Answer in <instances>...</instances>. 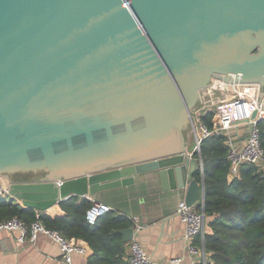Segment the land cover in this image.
<instances>
[{"label":"water","instance_id":"95a60500","mask_svg":"<svg viewBox=\"0 0 264 264\" xmlns=\"http://www.w3.org/2000/svg\"><path fill=\"white\" fill-rule=\"evenodd\" d=\"M214 76L262 100L264 0H0V194L45 211L158 172L202 204L187 130Z\"/></svg>","mask_w":264,"mask_h":264},{"label":"trees","instance_id":"16d2710c","mask_svg":"<svg viewBox=\"0 0 264 264\" xmlns=\"http://www.w3.org/2000/svg\"><path fill=\"white\" fill-rule=\"evenodd\" d=\"M206 120L209 122V117ZM260 126L264 146V120ZM224 139L223 135H211L201 142L208 228L203 244L208 264H264V169L245 164L239 176L230 178ZM42 175L43 172H21L14 178L35 180ZM197 177L201 179L199 170ZM9 198L8 194H0V222L18 217L30 226L40 219L48 228L86 245L89 264H131L126 256L129 241H125L122 230L130 227L132 220L125 213L109 210L90 223L87 212L94 201L87 197L73 196L45 211Z\"/></svg>","mask_w":264,"mask_h":264},{"label":"built area","instance_id":"2783aa9c","mask_svg":"<svg viewBox=\"0 0 264 264\" xmlns=\"http://www.w3.org/2000/svg\"><path fill=\"white\" fill-rule=\"evenodd\" d=\"M201 103L191 113L193 117V132L195 134V146L190 151L199 152L196 155L198 170L204 178V159L201 153V142L211 135H223L224 143L228 149L227 158L230 163V178L240 175L241 167L245 164H254L264 169V146L261 140V121L264 120V96L260 103L249 100L240 95L237 83L228 82L222 77L214 76L212 83L201 89ZM209 117V122H207ZM2 181V177H0ZM20 204H23L20 201ZM196 208V204L189 205L185 198H181L177 204L176 213L184 224V238L187 242L189 253L194 256L193 264H208L209 257L203 241L207 232V216L203 210ZM111 210V206L102 202L94 201L93 206L87 212V219L95 223L103 213ZM134 220V237L129 240L128 260L131 264H158L153 261L152 256L144 248L142 243L135 237L143 224L137 216ZM0 227L9 230H19L18 240L24 242L26 239L35 241L39 233L49 235L59 243L63 257L72 263L75 252L87 254V246L75 243L60 231L48 228L40 219L27 226L20 218L12 217L0 222ZM202 238V244L196 243V237ZM183 257H175L170 263L183 264ZM161 264V263H159Z\"/></svg>","mask_w":264,"mask_h":264},{"label":"crops","instance_id":"0c3cea01","mask_svg":"<svg viewBox=\"0 0 264 264\" xmlns=\"http://www.w3.org/2000/svg\"><path fill=\"white\" fill-rule=\"evenodd\" d=\"M197 179L200 182L204 180L202 175L201 179ZM7 181L6 177H2L4 186ZM8 195L10 201L20 203L19 199L12 200ZM86 197L110 205L116 213H125L132 220L131 226L134 224L133 216H137L143 227L135 237L156 263L172 264L170 261L173 258L183 257V264H193L194 256L189 253L184 238V224L176 213L179 200L185 197V190H164L158 172L138 175L131 185ZM56 205L48 210H53ZM197 209L201 210V205ZM19 235L17 229L0 227V264H68L59 243L49 235L39 233L35 241L26 239L24 242L18 240ZM195 240L197 243L200 241V244L202 242L200 236ZM89 255L90 251L87 254L75 252L71 264H89ZM128 255L129 249L127 258Z\"/></svg>","mask_w":264,"mask_h":264},{"label":"rangeland","instance_id":"374dc122","mask_svg":"<svg viewBox=\"0 0 264 264\" xmlns=\"http://www.w3.org/2000/svg\"><path fill=\"white\" fill-rule=\"evenodd\" d=\"M187 139H188L189 150H192L194 148L195 144H196V142H195V134L193 132V128L192 127H190L187 130ZM199 204H200V202L196 203V208L199 206Z\"/></svg>","mask_w":264,"mask_h":264}]
</instances>
